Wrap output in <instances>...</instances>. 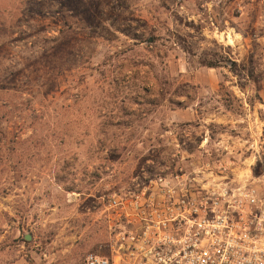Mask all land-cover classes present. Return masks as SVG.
<instances>
[{
    "label": "rangeland",
    "instance_id": "374dc122",
    "mask_svg": "<svg viewBox=\"0 0 264 264\" xmlns=\"http://www.w3.org/2000/svg\"><path fill=\"white\" fill-rule=\"evenodd\" d=\"M176 145L264 170V0H0V264L105 252L104 198Z\"/></svg>",
    "mask_w": 264,
    "mask_h": 264
},
{
    "label": "built area",
    "instance_id": "2783aa9c",
    "mask_svg": "<svg viewBox=\"0 0 264 264\" xmlns=\"http://www.w3.org/2000/svg\"><path fill=\"white\" fill-rule=\"evenodd\" d=\"M187 149L176 145L172 160L147 162L106 195V250L82 264H264V170H251L255 154L246 166L200 145L201 159L174 160Z\"/></svg>",
    "mask_w": 264,
    "mask_h": 264
},
{
    "label": "trees",
    "instance_id": "16d2710c",
    "mask_svg": "<svg viewBox=\"0 0 264 264\" xmlns=\"http://www.w3.org/2000/svg\"><path fill=\"white\" fill-rule=\"evenodd\" d=\"M259 169V167L257 168V170Z\"/></svg>",
    "mask_w": 264,
    "mask_h": 264
},
{
    "label": "bare ground",
    "instance_id": "6f19581e",
    "mask_svg": "<svg viewBox=\"0 0 264 264\" xmlns=\"http://www.w3.org/2000/svg\"><path fill=\"white\" fill-rule=\"evenodd\" d=\"M229 36V35H228ZM230 38V37H229Z\"/></svg>",
    "mask_w": 264,
    "mask_h": 264
}]
</instances>
